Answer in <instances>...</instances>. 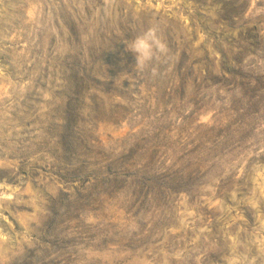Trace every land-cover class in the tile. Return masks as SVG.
<instances>
[{
	"label": "rangeland",
	"instance_id": "obj_1",
	"mask_svg": "<svg viewBox=\"0 0 264 264\" xmlns=\"http://www.w3.org/2000/svg\"><path fill=\"white\" fill-rule=\"evenodd\" d=\"M23 1L0 0V264H264V0ZM150 26L167 55L137 70Z\"/></svg>",
	"mask_w": 264,
	"mask_h": 264
},
{
	"label": "clouds",
	"instance_id": "obj_2",
	"mask_svg": "<svg viewBox=\"0 0 264 264\" xmlns=\"http://www.w3.org/2000/svg\"><path fill=\"white\" fill-rule=\"evenodd\" d=\"M126 48L134 55L137 70H143L153 61L167 55V46L155 26H150L132 37L127 41Z\"/></svg>",
	"mask_w": 264,
	"mask_h": 264
},
{
	"label": "bare ground",
	"instance_id": "obj_3",
	"mask_svg": "<svg viewBox=\"0 0 264 264\" xmlns=\"http://www.w3.org/2000/svg\"><path fill=\"white\" fill-rule=\"evenodd\" d=\"M10 1H11V0H10ZM12 1H14V0H12ZM29 1H30V0H27L28 3H31V1H30V2H29ZM49 1H50V0H49ZM62 1H63V0H62ZM69 1H71V0H69ZM99 1H100V0H99ZM104 1H105V0H104ZM172 1H173V0H172ZM16 2H17V1H16ZM18 2H19V1H18ZM18 2H17V3H18ZM27 2L25 1V3H24V1H23L24 4H26ZM101 2H102V1H101ZM113 2H114V1H113ZM116 2H117V1H116ZM17 3H16V5H17ZM20 3H21V0H20ZM102 3H103V2H102ZM129 3H130V1H129ZM148 3H149V2H148ZM3 4H4V3H3ZM14 4H15V2H14ZM70 4H71V3H70ZM73 4H74V3H73ZM103 4H104V3H103ZM1 5H2V4H1ZM1 5H0V7H1ZM45 5H46V4H45ZM54 5H55V4H54ZM106 5H107V4H106ZM9 6H10V5H9ZM9 6H8V7H9ZM104 6H105V5H104ZM110 6H111V5H110ZM8 7H7V8H8ZM10 7H12V6H10ZM13 7H14V6H13ZM15 7H16V6H15ZM28 7H29V6H28ZM75 7H76V6H75ZM83 7H84V6H83ZM99 7H100V6H99ZM105 7H106V6H105ZM115 7H116V6H115ZM119 7H120V6H119ZM207 7H208V6H206V8H207ZM3 8H4V7H3ZM18 8H19V7H18ZM52 8H53V6H52ZM69 8H70V7H69ZM92 8H93V7H92ZM96 8H98V7H96ZM102 8H104V7L102 6ZM111 8H112V7H111ZM10 9H11V8H10ZM15 9H16V8H15ZM19 9H23V7H22V8L20 7ZM19 9H18V10H19ZM43 9H44V8H43ZM48 9H49V8H48ZM54 9H56V7H55ZM104 9H105V8H104ZM104 9H103V10H104ZM150 9H151V8H150ZM160 9H161V8H160ZM18 10H16V11H18ZM31 10H32V9H31ZM86 10H87V8H86ZM90 10H91V9H90ZM94 10H95V9H94ZM123 10H124V9H123ZM142 10H143V9H142ZM11 11H12V10H11ZM13 11H15V10H13ZM28 11H29V10H28ZM76 11H77V10H76ZM119 11H120V10H119ZM148 11H149V10H148ZM38 12H39V11H38ZM49 12H50V9H49ZM88 12H89V11H88ZM96 12H97V11H96ZM125 12H126V11H125ZM20 13H21V12H20ZM22 13H25V12L22 11ZM47 13H48V12H47ZM109 13H110V12H109ZM120 13H121V12H120ZM141 13H143V12H141ZM18 14H19V12H18ZM70 14H71V13H70ZM88 14H89V13H88ZM91 14H92V13H91ZM93 14H94V12H93ZM93 14H92V15H93ZM114 14H116V13H114ZM16 15H17V14H16ZM22 15H23V14H22ZM104 15H106V14H104ZM125 15H126V14H124V16H125ZM26 16H27V15H26ZM120 16H121V15H120ZM161 16H162V15H161ZM161 16H160V17H161ZM4 17H5V16H4ZM30 17H31V16H30ZM39 17H40V15H39ZM47 17H48V16H47ZM56 17H57V16H56ZM131 17H132V16H131ZM1 18H2V17H1ZM78 18H79V17H78ZM90 18H91V17H90ZM101 18H102V17H101ZM101 18H100V19H101ZM106 18H107V17H106ZM110 18H111V17H110ZM113 18H114V17H113ZM158 18H159V17H158ZM5 19H6V18H5ZM11 19H12V17H11ZM20 19H21V18H20ZM70 19H71V18H70ZM80 19H81V18H80ZM92 19H93V18H92ZM8 20H9V18H8ZM39 20H40V19H39ZM41 20H42V19H41ZM46 20H48V19H46ZM57 20H58V19H57ZM114 20H115V18H114ZM122 20H123V19H122ZM200 20H201V19H200ZM17 21H18V20H17ZM27 21H28V19H27ZM84 21H85V20H84ZM95 21H96V20H95ZM22 22H23V19H22ZM51 22H52V21H51ZM56 22H57V21H56ZM82 22H83V21H82ZM101 22H102V21H101ZM132 22H133V21H132ZM36 23H37V22H36ZM47 23H48V21H47ZM136 23H137V22H136ZM173 23H174V22H173ZM38 24H39V23H38ZM95 24H96V23H95ZM107 24H109V23H107ZM123 24H124V23H123ZM167 24H168V23H167ZM5 25H6V24L3 25V29H2V31L7 29V28H5V27H6ZM15 25H16V24H15ZM21 25H22V23H21ZM26 25H27V24H26ZM28 25H29V24H28ZM33 25H35V24H33ZM44 25H45V24H44ZM46 25H47V24H46ZM57 25H60L59 22H58ZM101 25H102V24H101ZM133 25H134V24H133ZM137 25H138V24H137ZM158 25H159V24H158ZM30 26H32V25H30ZM40 26H41V25H40ZM52 26H53V25H52ZM60 26H61V25H60ZM77 26H78V25H77ZM97 26H98V25H97ZM8 27H9V26H8ZM26 27H27V26H26ZM138 27H139V26H138ZM21 28H22V27H21ZM24 28H25V27H24ZM47 28H48V27H47ZM53 28H54V27H53ZM117 28H118V27H117ZM130 28H131V27H130ZM11 29H12V28H11ZM18 29H19V28H18ZM34 29H35V28H34ZM36 29H37V26H36ZM36 29H35V30H36ZM38 29H39V27H38ZM49 29H50V28H49ZM90 29H91V28H90ZM100 29H101V27H100ZM100 29H99V30H100ZM162 29H163L162 31L164 32L165 36H166V35H169V34H168V33H169V27H168L167 25H163V26H162ZM179 29H180V28H179ZM8 30H9V29H8ZM25 30H26V28H25L23 31H25ZM31 30H32V29H31ZM53 30L55 31V29H53ZM117 30H118V29H117ZM0 31H1V30H0ZM15 31H16V30H15ZM15 31H14V32H15ZM17 31H18V30H17ZM21 31H22V30H21ZM27 31H28V30H27ZM38 31H39V30H38ZM41 31H42V30H41ZM172 31H173V29H172ZM190 31H191V30H190ZM8 32H9V31H8ZM14 32H12V33H14ZM19 32H20V31H19ZM57 32H58V31H57ZM104 32H105V31H104ZM187 32L189 33L188 30H187ZM15 33H16V32H15ZM96 33H97V32H96ZM100 33H101V32H100ZM113 33H114V32H113ZM159 33H160V32H159ZM22 34H23V33H22ZM79 34H80V33H79ZM91 34H92V33H91ZM108 34H109V33H108ZM164 34H163V35H164ZM9 35H10V34H9ZM25 35H26V34H25ZM25 35H24V36H25ZM30 35H32V34H30ZM49 35H50V34H49ZM11 36H12V35H11ZM28 36H29V34H28ZM99 36H100V35H99ZM105 36H106V35H105ZM131 36H132V35H131ZM159 36H160V35H159ZM12 37H13V36H12ZM110 37H111V36H110ZM183 37H184V36H183ZM192 37H193V36H192ZM24 38H26V37H24ZM28 38H29V37H28ZM121 38H122V37H121ZM160 38H161V37H160ZM171 38H172V37H171ZM31 39H32V38H31ZM37 39H38V38H37ZM45 39H46V38H45ZM17 40L19 41V39H17ZM27 40H28V39H27ZM181 40H182V39H181ZM22 41H24V40L22 39ZM25 41H26V40H25ZM30 41H31V40H30ZM91 41H92V40H91ZM33 42H34V41H33ZM99 42H100V40H99ZM18 43H19V42H18ZM46 43H47V42H46ZM170 43H171V41H170ZM176 43H177V42H176ZM198 43H200V42H198ZM30 45H32V43H31ZM173 45H174V44H173ZM111 46H112V45H111ZM171 46H172V45H171ZM36 47H37V46H36ZM26 48H27V47H26ZM28 48H29V47H28ZM22 49H23V48H22ZM18 50H19V49H18ZM32 51H33V50H32ZM35 51H36V50H35ZM92 51H93V50H92ZM13 52H14V51H13ZM23 52H24V51H23ZM42 52H43V51H42ZM30 53H31V52H30ZM44 53H45V52H44ZM33 54H34V53H33ZM49 54H50V53H49ZM54 54H55V53H54ZM54 54H53V55H54ZM42 56H43V55H42ZM36 57H38V56H36ZM45 57H46V56H45ZM22 58H23V57H22ZM27 58H28V57H27ZM209 58H210V57H209ZM32 59H33V58H32ZM34 59H35V58H34ZM40 59H41V58H39V60H40ZM21 60H22V59H21ZM30 60H31V59H30ZM37 60H38V59H37ZM22 61H23V60H22ZM22 61H21V62H22ZM29 62H30V61H29ZM25 63H26V62H25ZM27 63H28V62H27ZM35 63H36V62H35ZM25 65H26V64H25ZM10 68H11V67H10ZM2 97H3V96H2ZM8 101H9L8 98H1V97H0V106L6 104V102H8ZM10 104H11V103H10ZM13 104H14V103H12V105H13ZM21 105H22V104H21ZM21 105H19V108H21V107H20ZM4 108H5V107H4ZM11 108H12V107H11ZM39 108H40V107H39ZM2 109H3V108H1V110H2ZM8 109H9V108H8ZM22 109H23V108H22ZM4 110H7V109H3L2 111H0V119L2 120V124H4V125H8V124H7V120L11 121V119L5 115V113H4L5 111H4ZM13 111H14V110H13ZM19 111H20V110H19ZM25 111H26V109H25ZM28 112H29V111H28ZM40 112H42V111H40ZM11 113H12V112H11ZM19 113H20V112H19ZM19 113H18V114H19ZM21 113H22V111H21ZM7 115H8V114H7ZM8 116H9V115H8ZM18 116H21V117H22L23 114H20V115H18ZM6 117H7V118H6ZM9 121H8V122H9ZM16 121H17V120H16ZM16 123H17V122H16ZM9 124H10V123H9ZM10 125H11V124H10ZM1 126H3V125H0V127H1ZM23 184H24V183H23ZM29 185H30V184H29ZM0 186H1V185H0ZM5 187H7V186L5 185ZM1 188H3V187H1ZM4 189H5V188H4ZM1 190H2V189H1ZM8 190H9V188H8ZM18 190H19V189H18ZM9 192H10V191H9ZM13 193H14V192H13ZM4 194H6V193L0 194V195L2 196V197L0 196L1 199L5 198V195H4ZM10 194H11V193H10ZM10 194H9L8 196H6V198H7V197H9V198L12 197V198H14V196H11ZM6 195H7V194H6ZM0 202H1V201H0ZM4 202H5V201H4ZM9 215H10V214H9ZM26 217H27V216H26ZM0 243H1V242H0ZM1 247L3 248V250H4V249L6 250V247H4V246H2V245H1Z\"/></svg>",
	"mask_w": 264,
	"mask_h": 264
}]
</instances>
